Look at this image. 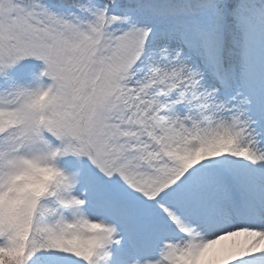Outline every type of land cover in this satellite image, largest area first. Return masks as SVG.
I'll return each instance as SVG.
<instances>
[{"label": "snow or ice", "instance_id": "1", "mask_svg": "<svg viewBox=\"0 0 264 264\" xmlns=\"http://www.w3.org/2000/svg\"><path fill=\"white\" fill-rule=\"evenodd\" d=\"M0 264H264V0H0Z\"/></svg>", "mask_w": 264, "mask_h": 264}]
</instances>
